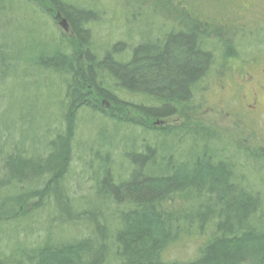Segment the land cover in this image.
<instances>
[{"label":"rangeland","instance_id":"obj_1","mask_svg":"<svg viewBox=\"0 0 264 264\" xmlns=\"http://www.w3.org/2000/svg\"><path fill=\"white\" fill-rule=\"evenodd\" d=\"M24 1L0 0V37L4 52L12 56L5 68L0 67V177H4L6 154H42L48 140L61 129L65 107L66 77L33 61L28 65L22 58H33L44 50L40 44H51L62 34L69 39L73 35L53 8ZM66 1L94 13L88 28L92 50L98 55L120 43L117 49L123 51L114 56L124 60L136 45L183 27V15L170 0ZM186 1L205 9L203 0ZM206 1L207 10L214 11L217 0ZM220 4L226 11L210 17L208 26L200 24L204 48L215 61L194 87L185 108L170 116L148 118L138 106L153 105L152 101L119 90L118 96L129 104L124 111L141 119L144 126L117 123L81 108L70 166L56 192L29 197L44 180L2 185L0 257L21 258L23 252L46 242L90 236L104 242L102 264H118L113 242L121 206L108 195L98 194L97 185L104 162L110 163L114 181L127 179L133 161L142 165L133 154L144 152L146 145H162L164 150L151 154L160 162L168 154L183 159L182 155L198 152L206 143L213 154L232 163L235 181L259 196L261 209L255 218L264 222V0H221ZM222 41L237 46L231 50L235 56L226 61L222 60ZM251 105L255 110L249 109ZM204 131L210 136L205 138ZM197 202L195 192L186 191L170 195L162 206L166 212L188 211ZM211 230L209 226L202 233L196 229L188 235L182 233L160 258L167 262L194 260Z\"/></svg>","mask_w":264,"mask_h":264},{"label":"trees","instance_id":"obj_2","mask_svg":"<svg viewBox=\"0 0 264 264\" xmlns=\"http://www.w3.org/2000/svg\"><path fill=\"white\" fill-rule=\"evenodd\" d=\"M32 2L49 6L63 16L73 35L69 39L64 34L67 38L62 39V34L61 40L40 44L44 50L33 58H22L28 65L33 61L66 77L65 107L61 129L48 140L42 154L23 155L12 151L5 155L0 188L12 181L29 184L44 180L42 187L29 193V197H48L60 187L59 182L70 166L81 108L99 112L117 123L144 126L141 119L124 111L129 104L118 96L119 90L137 93L152 101L153 105L138 106L148 118L170 116L188 105L194 87L215 61L212 52L204 48L200 24L208 26L211 18L226 10H221V0L215 1L212 12L207 10L206 0L202 11L195 3L192 6L186 0H170L174 10L183 15L180 19L183 27L136 45L123 60L114 56L123 51L117 49L120 43L102 55L92 50L88 24L93 21L94 13L90 9L66 0L24 1L27 5ZM222 44V60L234 57L231 50L236 45H230L229 41ZM4 45L0 37L2 69L12 57L4 52ZM202 134L205 138L210 136L207 131ZM205 144L198 152L182 155L183 159L168 154L160 162H155L151 154L164 150L162 145L155 148L146 145L144 152L133 154L142 165L133 161L129 177L120 182L114 181L110 163L104 162L97 193L108 195L121 206L117 210L113 242L118 264H264V222L255 218L261 209L259 196L249 187L238 184L232 163L213 154ZM186 191L197 195L198 202L190 210L164 211L162 204L166 198ZM209 226H212L211 233L194 260L167 262L160 258L162 251L182 233L188 235L194 229L202 233ZM96 238L46 242L23 252L21 258L0 257V264H102L106 250L103 240Z\"/></svg>","mask_w":264,"mask_h":264},{"label":"flooded vegetation","instance_id":"obj_3","mask_svg":"<svg viewBox=\"0 0 264 264\" xmlns=\"http://www.w3.org/2000/svg\"><path fill=\"white\" fill-rule=\"evenodd\" d=\"M251 106H252V108L250 107V108H249L250 110H252V109H254V108H255V106H254V105H251ZM254 110H255V109H254Z\"/></svg>","mask_w":264,"mask_h":264},{"label":"water","instance_id":"obj_4","mask_svg":"<svg viewBox=\"0 0 264 264\" xmlns=\"http://www.w3.org/2000/svg\"><path fill=\"white\" fill-rule=\"evenodd\" d=\"M64 21V20H63ZM63 21H61L60 23L63 25Z\"/></svg>","mask_w":264,"mask_h":264}]
</instances>
